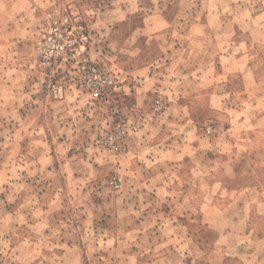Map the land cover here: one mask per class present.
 I'll return each mask as SVG.
<instances>
[{"label": "rangeland", "instance_id": "1", "mask_svg": "<svg viewBox=\"0 0 264 264\" xmlns=\"http://www.w3.org/2000/svg\"><path fill=\"white\" fill-rule=\"evenodd\" d=\"M0 264H264V0H0Z\"/></svg>", "mask_w": 264, "mask_h": 264}, {"label": "built area", "instance_id": "2", "mask_svg": "<svg viewBox=\"0 0 264 264\" xmlns=\"http://www.w3.org/2000/svg\"><path fill=\"white\" fill-rule=\"evenodd\" d=\"M74 41L57 21L49 24L38 41L42 64L51 67L60 54L73 48ZM86 73V81L91 87L97 89L105 83L104 76L95 66H88Z\"/></svg>", "mask_w": 264, "mask_h": 264}]
</instances>
